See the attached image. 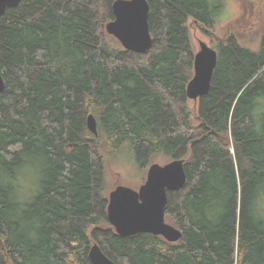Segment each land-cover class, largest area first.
Segmentation results:
<instances>
[{
  "label": "trees",
  "instance_id": "16d2710c",
  "mask_svg": "<svg viewBox=\"0 0 264 264\" xmlns=\"http://www.w3.org/2000/svg\"><path fill=\"white\" fill-rule=\"evenodd\" d=\"M148 1L144 53L108 33L115 0H22L0 18V264H92L94 242L117 264H264V37L214 41L194 109L189 20L210 30L220 5ZM124 152L142 168L185 159L166 207L180 241L110 223L106 159Z\"/></svg>",
  "mask_w": 264,
  "mask_h": 264
},
{
  "label": "water",
  "instance_id": "95a60500",
  "mask_svg": "<svg viewBox=\"0 0 264 264\" xmlns=\"http://www.w3.org/2000/svg\"><path fill=\"white\" fill-rule=\"evenodd\" d=\"M22 0H0V18L7 8L15 7ZM114 19L107 24V31L122 45L138 53L151 49L153 36L149 24L150 4L148 0H115ZM218 63V51L206 41L200 42L195 53V73L187 87L188 99L199 100L211 88ZM5 80L0 69V93ZM89 129L98 135V122L93 113L88 115ZM185 159L175 158L165 164L152 163L146 181L139 189L119 184L109 194L108 218L116 232L133 236L142 232L161 235L169 242H178L181 229L166 219L169 192L182 189L187 183ZM92 264H117L102 249L99 243L91 246Z\"/></svg>",
  "mask_w": 264,
  "mask_h": 264
},
{
  "label": "rangeland",
  "instance_id": "374dc122",
  "mask_svg": "<svg viewBox=\"0 0 264 264\" xmlns=\"http://www.w3.org/2000/svg\"><path fill=\"white\" fill-rule=\"evenodd\" d=\"M212 5H220L217 24L208 30L206 27L189 20L192 42L197 52L200 49V42L206 41L214 46V41L223 39L230 34H235L239 42L247 47L257 49L264 37V0H209ZM264 100V99H263ZM199 100L189 99L192 108L197 109ZM264 109L261 104L259 111ZM171 159L165 156H158L153 159L145 168L140 167L133 158L126 152L117 157H108L105 165L106 188L110 192L119 184L127 185L135 189L146 181L149 167L152 163L165 164ZM40 170H30L31 179H39ZM264 205V195L261 198ZM171 223L170 220L167 219Z\"/></svg>",
  "mask_w": 264,
  "mask_h": 264
},
{
  "label": "clouds",
  "instance_id": "9594fccd",
  "mask_svg": "<svg viewBox=\"0 0 264 264\" xmlns=\"http://www.w3.org/2000/svg\"><path fill=\"white\" fill-rule=\"evenodd\" d=\"M260 103H261V104H264V100H261Z\"/></svg>",
  "mask_w": 264,
  "mask_h": 264
}]
</instances>
